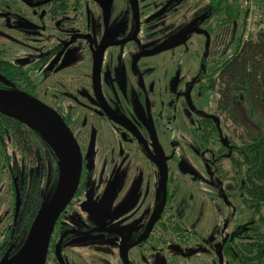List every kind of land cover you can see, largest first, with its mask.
Wrapping results in <instances>:
<instances>
[{"label":"flooded vegetation","instance_id":"obj_1","mask_svg":"<svg viewBox=\"0 0 264 264\" xmlns=\"http://www.w3.org/2000/svg\"><path fill=\"white\" fill-rule=\"evenodd\" d=\"M113 1L0 0V61L10 60L19 67L13 72L5 70L8 76L0 74L2 84L7 90L24 89L38 98L44 79L54 74V107L38 99L64 119L82 155L77 189L49 238L48 264H155L156 254L162 264H182L197 253L208 255L202 264H220L219 246L222 264H239L241 235H247L240 229L248 228L256 208L251 207L248 192L236 186L247 168L238 173L230 160V156L238 155L234 149L238 145L233 135L223 130L221 115L232 118L218 109L211 46L223 29L230 38L243 26L245 36L247 0L239 1L238 21L216 28L206 21L204 35L206 41L210 36L212 39L193 64L186 62V51L176 48L182 45L181 36L186 35L185 30L179 31L196 28L191 26L192 18L186 27H174L165 18L167 13L179 12L182 0H165L159 10L143 17L140 0L136 6L125 0V7L116 9ZM210 3L208 0L198 15H203ZM102 43L107 44L99 55V81L94 86L95 54ZM162 53L163 57L154 62ZM63 58L66 63L73 61L61 67ZM85 65L89 66L85 87L82 80L62 78V73ZM0 66L5 68L3 63ZM215 79L214 90L210 87ZM206 96H211L207 102ZM85 131L81 141L77 133ZM224 160L228 172L221 164ZM182 177H188L189 182ZM197 183L204 189L199 194L211 203V221L219 212L224 222L222 227L210 222V236L202 237L195 246L201 237L196 230L200 215L185 225L187 205L171 212V199L176 196L175 186L180 192L186 185L188 200H195ZM82 196L92 210L94 224L81 218L74 219L78 225L73 226L65 217ZM219 197L229 216L221 214ZM231 198L236 199L229 201ZM87 205L84 203L83 208ZM95 205L102 213L103 230H96ZM246 208L250 215L241 221ZM259 209L264 214V205ZM18 217L21 221L22 216ZM16 222L11 200L5 199L0 208V262L11 257L28 234L22 241L25 231L21 234V224ZM256 224L264 236V223ZM160 231L166 232L163 238ZM92 234L97 237H90ZM243 255L248 264V257L254 258L256 253Z\"/></svg>","mask_w":264,"mask_h":264},{"label":"trees","instance_id":"obj_2","mask_svg":"<svg viewBox=\"0 0 264 264\" xmlns=\"http://www.w3.org/2000/svg\"><path fill=\"white\" fill-rule=\"evenodd\" d=\"M209 5L204 23L209 21L216 28L227 22L238 21L240 10L237 0H211ZM243 29L242 26L241 30L233 32L230 38H228L229 32L223 29L214 40L215 57L211 64L216 68L211 71V75L217 70L218 82L216 90L214 89L216 79L213 80L210 88L219 94L218 109L227 112L234 123H240L241 120L232 110L233 105L237 101L244 100L248 109L246 113L242 111V115L246 114L256 124L253 131L245 130L247 139L242 140V144L238 147H234L239 156L235 158L230 156V160L238 173H241L243 167L247 168L241 173L236 186L241 191L248 192L251 197L248 201L252 203L251 207L256 208L252 217L254 222L251 219L247 223L248 228L240 229L242 234L247 235H241L239 247L242 256L238 262L245 264L243 255L245 252L248 255L256 253L254 258L248 257V264H264V253H262L264 236L261 235L260 227L256 224L260 221L264 223V214L259 211V208L264 205V121L258 118V114L261 111L264 112V31L259 29L257 32H249L248 36L244 37ZM232 45L234 47L230 49ZM0 63L5 66L4 69L0 66V74L5 76L9 75L5 70L13 72L14 69H19L10 60L0 61ZM0 89H6L1 80ZM13 90H20L22 93L31 95L24 89L15 87ZM7 138H10L14 147L21 152L23 160L22 167L19 166L18 160L9 161L6 156L10 168L11 211L14 219H17L16 225L21 224L19 227L21 234L23 230L25 231L22 234L23 241L41 209L58 187L60 166L48 145V140L55 143L51 134L39 127L29 126L0 113V145H4ZM54 145L58 153L62 155L58 144ZM37 151L42 155L40 160L37 158ZM48 158L52 163L50 170H47L49 169ZM20 210L23 212H19ZM18 214L22 216L21 221L20 217L17 218ZM49 245L50 239L44 252L43 264H48L51 259Z\"/></svg>","mask_w":264,"mask_h":264},{"label":"rangeland","instance_id":"obj_3","mask_svg":"<svg viewBox=\"0 0 264 264\" xmlns=\"http://www.w3.org/2000/svg\"><path fill=\"white\" fill-rule=\"evenodd\" d=\"M95 2H101L102 0H94ZM165 0H140V5H142V7L144 8V10H142V17L149 11H156L159 10V8L161 7V5L163 4ZM208 0H182V2L180 3L179 6V12L176 14H172V13H167V16L165 18H167V21H169V24H172L174 27L179 26V25H183L184 27L187 26V24L189 23L190 19H191V26L194 25V28H185V29H181L179 32H182L183 30L186 31V35L185 36H181L182 39L180 40L179 44H182L178 47H176L177 49H180L182 51H186V59L188 63H195L196 61H198L200 55L203 56L205 49H206V44H210V39H212V36H210L208 38V40L206 41L205 35H204V31H206V21L204 23L203 19L205 17L206 12L200 15H198V13H200L199 11L202 9V7L205 5V3ZM238 2L240 0H237ZM257 2V3H256ZM254 0V8L252 9V14L249 17V23H248V27H249V31L250 32H257L259 29H261L262 31H264V0ZM113 8L116 9L119 5L121 6V8L125 7V0H114L113 1ZM194 14H197L196 17L193 18ZM201 16V17H200ZM203 18V19H202ZM188 22V23H187ZM164 23V21L162 22ZM187 23V24H186ZM186 24V25H184ZM190 26V27H191ZM185 43V44H183ZM184 45V46H183ZM214 43L211 46L212 52H215L214 49ZM234 45L230 46V49L233 48ZM217 54V53H216ZM162 55H164V53L157 55L154 59H157L154 62H158L159 58L163 57ZM168 55V52L165 56ZM17 55H14V58ZM73 60H69L67 63L64 62V58L61 61L60 66L64 67V65H69L72 63ZM81 64V63H80ZM89 72V66L85 65L82 66L80 69H70L69 72L66 73H62V78L63 77H71L74 78L76 80H82L83 81V85L82 87H85L84 83H86L88 81V72ZM65 81V80H64ZM62 80V82H64ZM69 91H71L70 88H68ZM16 91V90H13ZM18 92H20V90H17ZM39 97L38 98H42L44 99L45 102L53 105L54 107V100L51 99L54 97V74L52 76H49L47 78L44 79L41 87L39 88ZM213 96L215 97V93L213 94ZM211 97V96H210ZM210 97L208 98V96L205 97V101H209ZM214 102V100H213ZM212 102V104H213ZM245 102L246 101H237L236 103H234L232 110L239 116V119L241 120L240 123H234L233 121H231L229 118L226 117L225 114H222L221 116L223 117V130L224 132H229V134L233 135L234 138V144L239 145L241 143L242 140H246L247 136L245 134V130H251L253 131V128L256 127V124L253 123L251 121L250 118H248L245 115H242V111L244 113L247 112L246 106H245ZM135 106H139L138 104H134ZM78 108L81 109V106H77ZM244 109H243V108ZM258 118H260L261 121H264V112L261 111L260 114H258ZM82 128L84 127L83 125H81ZM85 132H81V133H77V137L80 135V139L81 141L84 140L85 138ZM48 145L50 146V148L52 149L53 153H54V159L57 160V164L59 167V170H61V174L63 172V165H62V161H61V156L59 155L56 147L48 142ZM37 158L40 160L41 158V153L40 152H36ZM6 156H8L9 161L10 160H18V164L19 166L23 167V160H22V154L21 152H19L14 145L11 143L10 139H6V143L4 146L0 147V208L1 205L3 203V201L6 200H10L12 199L11 196V188H10V178H9V161L6 158ZM235 157H237V154H234ZM48 162H49V169H51V159L48 158ZM224 167L223 169L228 168L226 165V161L224 160L223 163H221ZM31 167V166H30ZM32 169V168H31ZM226 172H228V169H226ZM157 176V174H156ZM155 176V178H156ZM61 178V177H60ZM182 181L184 182H189V178L188 177H182L181 178ZM45 186V184H44ZM176 187V196L172 197L171 199V212H173V209H181L183 208L185 205H187V217L185 219V225H189L191 222L195 221L197 219V217L195 216H199V218H201V221L198 223V225L196 226V230L199 232V234L201 235L200 239L195 241V246H197L198 244L201 243L200 240H202V237L204 236H210V231L208 233L209 227H211L210 222H214V224L216 225V222H218L219 227H222L223 225V219L221 216L219 217V212H217V214L215 213L213 215V219L211 221V210H210V202L207 200L206 196H204L203 194H199L200 190H204L203 188H200L197 185H195V187L197 188V192L195 193V200H188L187 198V193L189 192V188L186 185H183L181 187L180 192L177 190L178 187ZM45 194V193H43ZM233 199L236 198H231L229 199V201H232ZM238 200L235 202L237 203ZM84 203L87 205L86 200H84V196L80 197L75 203L74 205L71 207V210L69 211V213H67L65 220L66 222H68L71 225H78L77 220L83 218L84 222L93 225L94 224V220H93V216H91L92 210L91 208L87 205L86 209L83 208ZM239 205H241V203L239 202ZM222 207L221 210V214L223 216L228 215L229 216V212L227 211V209L224 207L223 205V200L219 197L218 198V208ZM197 210L199 211V213L197 212ZM250 210L249 209H245L244 211H242V214L240 216V220L244 221L247 216L250 215ZM227 218V217H226ZM74 219H77L74 222ZM214 220V221H213ZM229 225L228 227L230 228L233 224V219L229 220ZM73 223V224H72ZM214 226V225H213ZM159 235L162 237L163 231L158 232ZM90 237H97L96 234H92V236ZM208 238V237H207ZM194 242V240H192ZM197 243V244H196ZM69 251V249H68ZM197 253V252H196ZM206 258H208L207 254H201V253H197L196 255H193L191 257V259L187 262L184 261L182 264H202V260H205ZM161 257L159 254H156V258H155V264H162L161 263Z\"/></svg>","mask_w":264,"mask_h":264},{"label":"water","instance_id":"obj_4","mask_svg":"<svg viewBox=\"0 0 264 264\" xmlns=\"http://www.w3.org/2000/svg\"><path fill=\"white\" fill-rule=\"evenodd\" d=\"M131 1L132 5L136 6V0ZM106 44L99 45L100 47L95 54L94 86H97L99 81V55ZM0 113L29 126L39 127L51 134L54 142L58 144L62 152V155H59L61 156L63 172L61 174L60 170L61 178L57 189L41 209L21 247L11 257L0 262V264H43L44 252L55 223L77 189L82 168V155L76 139L64 119L53 107L38 98L18 91L0 89ZM48 142L55 144L51 140H48ZM156 163L158 164L157 160ZM164 182L165 173L162 166L161 185ZM95 210L99 223L96 230H103L104 220L98 205H95ZM59 252L57 246L56 253H58V257ZM217 252L220 264H222L220 246Z\"/></svg>","mask_w":264,"mask_h":264},{"label":"built area","instance_id":"obj_5","mask_svg":"<svg viewBox=\"0 0 264 264\" xmlns=\"http://www.w3.org/2000/svg\"><path fill=\"white\" fill-rule=\"evenodd\" d=\"M243 5V4H242ZM247 7H248V14H247V30H246V33H245V36L244 37H247L248 36V34H249V27H248V19H249V17L251 16V14H252V9L254 8V0H247Z\"/></svg>","mask_w":264,"mask_h":264}]
</instances>
